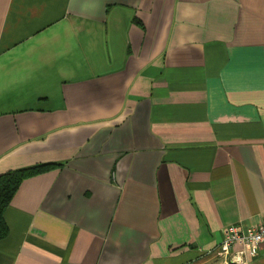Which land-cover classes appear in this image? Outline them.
Wrapping results in <instances>:
<instances>
[{"label":"crops","instance_id":"0c3cea01","mask_svg":"<svg viewBox=\"0 0 264 264\" xmlns=\"http://www.w3.org/2000/svg\"><path fill=\"white\" fill-rule=\"evenodd\" d=\"M34 165L0 264H221L264 221V0H0V174Z\"/></svg>","mask_w":264,"mask_h":264},{"label":"built area","instance_id":"2783aa9c","mask_svg":"<svg viewBox=\"0 0 264 264\" xmlns=\"http://www.w3.org/2000/svg\"><path fill=\"white\" fill-rule=\"evenodd\" d=\"M261 249H264V221L247 228L228 226L220 242L206 254L220 258L221 264H245Z\"/></svg>","mask_w":264,"mask_h":264},{"label":"trees","instance_id":"16d2710c","mask_svg":"<svg viewBox=\"0 0 264 264\" xmlns=\"http://www.w3.org/2000/svg\"><path fill=\"white\" fill-rule=\"evenodd\" d=\"M47 167L46 165H34L8 170L0 174V240L5 238L8 233V227L4 220V210L8 206L20 182L28 176L44 171Z\"/></svg>","mask_w":264,"mask_h":264}]
</instances>
